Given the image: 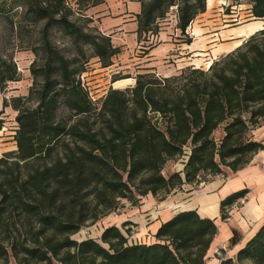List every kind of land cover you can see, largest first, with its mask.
<instances>
[{
    "label": "trees",
    "instance_id": "obj_1",
    "mask_svg": "<svg viewBox=\"0 0 264 264\" xmlns=\"http://www.w3.org/2000/svg\"><path fill=\"white\" fill-rule=\"evenodd\" d=\"M135 1L138 42L156 35L172 8L181 34L206 10V0ZM248 1L250 17L264 21V0ZM103 2L0 0V93L20 80L5 42L33 55L27 96L3 101L17 127L16 149L0 157V264H204L217 228L195 211L161 224L152 244L114 226L98 240L73 236L123 201H163L224 169L236 173L264 151L252 135L264 123V30L206 71L137 74L132 87L94 101L82 82L87 64L109 68L121 52L86 14ZM179 159L182 170L164 175ZM245 193L221 202L222 219ZM236 262L264 264V221Z\"/></svg>",
    "mask_w": 264,
    "mask_h": 264
},
{
    "label": "crops",
    "instance_id": "obj_2",
    "mask_svg": "<svg viewBox=\"0 0 264 264\" xmlns=\"http://www.w3.org/2000/svg\"><path fill=\"white\" fill-rule=\"evenodd\" d=\"M208 3L209 0L207 1ZM139 12L140 4L135 0H104L102 4L89 9L86 14L92 18L93 24H96V27L101 32L116 28L115 30L120 32V36H125L123 33L130 30L131 35H135L136 38V15ZM112 14H115L116 18L111 21L109 17ZM174 16L176 19V14ZM176 20L175 23L177 24ZM253 24H256V22H250L247 27ZM242 30H244L242 27H238L223 32L228 33L226 34L227 38L231 41L220 46H229L231 48L220 51L215 56L212 55V57L217 59L239 47V44L237 46L232 45L237 39L242 38V36H238ZM254 31L249 35H252ZM175 32L173 34L170 28H162L156 34L158 44L156 42V45L146 55V58H148L146 60H151L149 67H156L157 62L155 61L158 58L170 55L174 51L182 54L181 51L185 47L190 49L194 44L182 43L181 40L176 39L178 31L176 30ZM111 41L115 47L120 48V44L115 45L113 38ZM190 52H192V49L187 53L189 54ZM210 52L212 54L213 51L210 50ZM187 64L192 65L193 63ZM185 66L187 65H177L176 68L173 66L171 71H166L167 73L155 71L154 69L142 72H157L162 77H170L180 72ZM130 82L129 84L133 85L134 80L130 79ZM116 84L113 83L112 88L119 89ZM252 135L255 140L260 141L264 146V123L260 128L254 130ZM243 190L246 191L244 197L230 207L228 219L226 221L222 220L221 202L228 196ZM238 203L239 207L236 206ZM127 208V210H124L126 213L117 216L116 222L105 226L101 233L104 229L111 226L122 230L127 225L133 224L137 226V238L146 234L148 242L146 243L145 241L143 243L152 244L155 242L154 235L161 224L172 219L178 212L195 211L200 218L212 220L217 228V234L206 252L205 264H220L216 257L218 250H223L224 253L227 252L232 259L255 235L264 221V151L258 152L248 166L236 173H232L229 169H224L223 174L211 177L207 182L198 186L184 185L181 190L173 192L163 201H158L149 194L141 199L138 206H129ZM152 209H154V212L151 211ZM148 212L153 215V218L146 223ZM234 233L239 237L237 241L232 243L231 240ZM144 236L142 237L143 240H145Z\"/></svg>",
    "mask_w": 264,
    "mask_h": 264
},
{
    "label": "rangeland",
    "instance_id": "obj_3",
    "mask_svg": "<svg viewBox=\"0 0 264 264\" xmlns=\"http://www.w3.org/2000/svg\"><path fill=\"white\" fill-rule=\"evenodd\" d=\"M207 1L208 0H206L205 12L197 16V18L194 19L192 24L189 26L190 31H193L194 37H189V35H185V33L181 34L180 31L176 29L177 24L175 23V20L177 18L175 19L174 16L176 14L175 8L170 9L166 17L163 19L164 21L161 20L158 23V32L162 28H170V31L172 30L174 34V32L177 30L178 37H176V39L181 40L182 43L185 44H187V40H190L191 43L194 44L190 47V49L185 47V49L181 51L182 54L174 51L170 55L158 58L155 61L157 62L156 67H149L151 60H146L148 59L146 58L148 52L154 47V45H156V42L158 44L156 35L148 34L144 40L138 42L137 35L135 38V35H131L130 30H127L123 33L125 36H120V32L115 30L116 28L102 32L112 37L114 39L115 45L120 44L121 52L113 59L112 65L109 68H101L97 59H92L87 64L85 72L82 75V82L87 88L92 99L94 101H99L103 96H105L109 89H113L112 81L114 79H120L115 82L117 83L116 85H118L119 90L132 87L133 85L129 84L131 83L130 79L134 80V77L137 74H144L146 72L142 71H147L148 69L166 72L168 70L171 71L173 66L176 68L177 65L182 66L185 64L187 66L184 68L194 67L206 71L211 63L215 60L212 55L215 56L220 51L229 50L231 48L229 46H220L221 44L231 41L229 38H227L226 34L228 33L223 32L233 28L242 27L244 30H242L238 35L240 37L242 36V38L237 39L232 45L237 46V44H239L238 46H240L243 43V39L246 40L249 36H251L249 34L252 31L256 30L254 31V33H256L259 30H264V21H255L250 17V4L248 0H240L237 4H234L232 0H209L208 4ZM109 18L112 21L114 18H116V15L112 14ZM250 22H256V24L247 27ZM93 26L96 27V24H93ZM217 46L218 48L216 49ZM5 49L9 52H13L17 71H19L20 74V80L17 82L8 83L6 88L0 93V157L4 153L14 151L16 149L12 139L13 132L17 127L15 122L16 112L13 111L11 107H4L3 101L14 97L27 96L28 89L31 86V78L28 68L33 60V55L29 51H25L11 42H5ZM191 49L192 52L188 54L187 52ZM210 50L213 51L212 54H210ZM144 52L147 53L144 54ZM187 63L193 64L188 65ZM154 74L162 77L158 75L157 72ZM181 170L182 161L179 159L174 162H169L165 166L163 174L168 175L172 172H178ZM122 203L123 206L121 208L109 214L108 216H105L97 223L81 229L73 236V239L76 241H81L86 238L98 240L101 235V230L105 226L116 222L115 220H117V216H120L122 213H126L124 210H127V207H133L128 201H123ZM236 206L239 207V203ZM151 211L154 212V209ZM229 213L230 208L225 213V219L222 220L226 221V219L229 217ZM146 218V223H148L153 218V215L148 212ZM121 231L128 232L129 238L132 241L135 240V242L141 243L145 241L146 243L148 242V236L146 234L145 236L143 235L145 240L142 239L143 236L137 238L136 225H127ZM238 237L239 236L234 233L231 242L234 243L237 241ZM236 255H234L231 259L227 252L224 253L223 250H218V252H216V257L220 263L221 260L230 259L232 260L233 264H238L236 262Z\"/></svg>",
    "mask_w": 264,
    "mask_h": 264
},
{
    "label": "built area",
    "instance_id": "obj_4",
    "mask_svg": "<svg viewBox=\"0 0 264 264\" xmlns=\"http://www.w3.org/2000/svg\"><path fill=\"white\" fill-rule=\"evenodd\" d=\"M185 35H189V37H194L193 31H190V27H188L185 31ZM153 36V35H151ZM135 242V240H134Z\"/></svg>",
    "mask_w": 264,
    "mask_h": 264
},
{
    "label": "water",
    "instance_id": "obj_5",
    "mask_svg": "<svg viewBox=\"0 0 264 264\" xmlns=\"http://www.w3.org/2000/svg\"><path fill=\"white\" fill-rule=\"evenodd\" d=\"M114 89V88H113Z\"/></svg>",
    "mask_w": 264,
    "mask_h": 264
}]
</instances>
